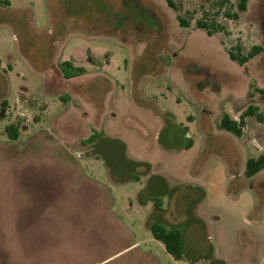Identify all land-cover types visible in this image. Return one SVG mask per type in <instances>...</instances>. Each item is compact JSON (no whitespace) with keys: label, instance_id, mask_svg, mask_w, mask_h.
I'll list each match as a JSON object with an SVG mask.
<instances>
[{"label":"rangeland","instance_id":"rangeland-1","mask_svg":"<svg viewBox=\"0 0 264 264\" xmlns=\"http://www.w3.org/2000/svg\"><path fill=\"white\" fill-rule=\"evenodd\" d=\"M8 2L0 264H264V169L243 172L264 153V0L219 16L212 35L195 25L206 0ZM257 43L244 66L228 54ZM66 59L84 73L64 78ZM249 104L262 121L246 115L240 135L219 127ZM78 171L108 189L105 209ZM149 220L184 225L181 258Z\"/></svg>","mask_w":264,"mask_h":264},{"label":"trees","instance_id":"trees-1","mask_svg":"<svg viewBox=\"0 0 264 264\" xmlns=\"http://www.w3.org/2000/svg\"><path fill=\"white\" fill-rule=\"evenodd\" d=\"M167 5L175 10H178L174 0H165ZM250 0H206L209 6H203L201 15L195 19L196 27L202 28L206 31L208 35H212L218 31H223L225 26L218 19L219 16L226 17L229 19H238L240 16V11H245L247 9L248 2ZM8 0H0V6L8 5ZM177 18L181 25L187 26L189 22L185 20L180 14H177ZM236 50L232 48L229 49L228 54L231 59L238 62L239 65L244 66L251 58L255 57L263 50L262 44H252L247 52H242L241 47L234 46ZM58 69L64 78H70L73 76L82 75L84 73V68L82 66L74 65L70 60H62L58 62ZM257 90L264 96V88H257ZM251 95V93H249ZM246 115H253L258 121L263 120L262 112L258 111V108L254 104H249L243 112L239 115V119L232 118L229 113L224 112L220 118L218 125L221 129L229 131L235 135H240L242 133V126L244 124V117ZM7 134L11 138H16L18 135L17 125L9 124L6 126ZM100 132H91L86 139H93L94 137L100 136ZM264 169V153L256 157H249L245 161L244 165V175L246 177L253 176L258 171ZM80 171L77 172V174ZM83 181L84 179L81 178ZM89 183V188L96 192L97 201L101 209L106 207L103 204L106 196V190L101 186H95L96 184L92 180H87ZM101 198V200H100ZM103 200V201H102ZM154 206L158 209H162L159 203L155 202ZM108 214L112 219L113 214L108 210ZM148 227L152 236L160 240L166 251L170 253L175 259H179L183 255V238L185 227L183 224H174L171 226H166L165 224L157 220H149Z\"/></svg>","mask_w":264,"mask_h":264},{"label":"crops","instance_id":"crops-1","mask_svg":"<svg viewBox=\"0 0 264 264\" xmlns=\"http://www.w3.org/2000/svg\"><path fill=\"white\" fill-rule=\"evenodd\" d=\"M77 176H78L80 179L82 178V179L91 180V179H88V178L82 177L83 174H82V176H81V173H78ZM92 181H93V180H92ZM94 183L96 184L95 186H98V187L101 186L103 189L106 190V196H105V198H107V196H108V192H107L108 189L105 188L103 185L99 184L97 181H94ZM111 213L113 214V212H111ZM129 235H130V233H129ZM128 239H129V242H131L130 245H131V244H132V245L135 244V243L130 239V237H128ZM133 246H134V248H135L137 245H136V246L133 245Z\"/></svg>","mask_w":264,"mask_h":264}]
</instances>
